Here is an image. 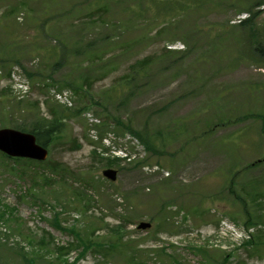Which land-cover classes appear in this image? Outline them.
<instances>
[{
  "label": "rangeland",
  "instance_id": "rangeland-1",
  "mask_svg": "<svg viewBox=\"0 0 264 264\" xmlns=\"http://www.w3.org/2000/svg\"><path fill=\"white\" fill-rule=\"evenodd\" d=\"M192 1L169 0L176 8L163 18V0L149 9L103 0L101 10L97 0H0V128L45 117L37 100L47 90L38 83L71 89L72 108L88 107L67 121L45 161L0 153V264H26L22 257L33 252L41 259L33 264H72L81 253L74 264H264V56L250 55L237 2ZM244 1L259 11L254 36L264 47V4H256L264 0ZM44 4L56 20L36 41L28 16ZM11 7L17 12L5 16ZM57 39L75 47L61 66L40 56L58 49ZM148 58L145 78L128 81L130 66ZM14 65L31 85L22 100L5 90L17 78L7 80ZM115 119L150 136L187 121L189 134L166 144L156 137L152 153ZM121 153L130 159L109 166L107 158ZM156 164L169 174L153 173ZM106 168L117 170L116 181L102 176ZM161 202L166 210L158 213ZM55 214L63 230L52 225ZM142 221L151 227L138 229ZM118 226L122 239L111 250ZM72 228L84 237L94 230L89 239L106 246L78 248ZM43 236L52 244L40 249ZM62 245L74 246L59 263L54 247Z\"/></svg>",
  "mask_w": 264,
  "mask_h": 264
},
{
  "label": "trees",
  "instance_id": "trees-1",
  "mask_svg": "<svg viewBox=\"0 0 264 264\" xmlns=\"http://www.w3.org/2000/svg\"><path fill=\"white\" fill-rule=\"evenodd\" d=\"M138 1H142V6L146 7L147 9H149L150 7L153 6V8L158 7L159 3L158 0H138ZM169 0H163L164 5L161 7L163 8L159 14H161V16L163 18H165V15L167 12H173L174 9L176 8V4L173 3H167ZM198 4H204V3H212L213 0H195L192 1L193 3L197 2ZM233 1V0H231ZM235 2H237L236 4H234V6H239L240 5V9L239 11L243 10L245 12L248 13V16L245 17L244 19H241L238 23L237 26L238 27H242L243 29H245L247 27V29L249 28L250 34L252 36L251 41H250V55L251 56H264V47L262 46L261 42L259 40L256 39V37L254 36V20L258 15L259 11H253V7L254 5L245 2L244 0H234ZM103 0H97L96 3H102ZM153 2V3H152ZM19 6L23 7V3L20 1H18ZM16 4V5H17ZM149 4V5H148ZM257 5L260 4H264V1H259L256 3ZM105 4L102 3V7H99V10L101 9H105ZM190 6V5H189ZM11 11L6 14L5 16L11 17L10 15L12 13H16V9L11 7L10 9ZM185 9H183L184 11ZM174 14V13H173ZM175 15V14H174ZM140 16V15H137ZM2 17V16H1ZM159 15L156 16L155 14V20H153L154 22H157ZM3 18V17H2ZM56 20V16H55V12L47 5L44 4L42 6V8L40 9V11L38 13H34L33 16H29L28 17V25L30 27H32V30L35 32L34 35V39L40 40L41 38L46 39V36L49 37L50 36V28L53 26L54 21ZM5 27H9L10 25H12V27L16 30V26L14 25L13 21H3L2 23ZM14 32V31H11ZM224 34L227 35V31L224 30ZM227 33V34H226ZM58 43V49L57 48H52V49H48L45 51V53H42L40 56L41 57H47V59H54V66H61L63 65L67 60L68 57L65 55V53L68 51V45L72 48H75L72 45V42L69 40L62 41L57 39L56 40ZM71 52L74 53V55L76 54L75 50H72ZM239 58H241L240 56H238ZM150 60L151 58L146 59L145 61L139 60L136 61L133 65L130 66V69L132 70L131 72H134V75H130V78L128 79V81H133V80H142L143 78H145V74L147 71V66L150 64ZM236 60V58H235ZM0 62H5V58L3 57V55L0 53ZM6 63V62H5ZM135 74L137 75V77L135 78ZM29 76V75H28ZM135 78V79H134ZM81 88V87H78ZM73 91L77 93L76 90ZM88 109V107H79V108H68V107H63V106H59V105H48V112H49V117H42V116H38L37 114H34V119H32L31 122L28 123V125H16L15 128L20 130V131H27L32 133L35 138H36V142L44 147H48L50 145V143H52V141L59 137L61 132L65 129L67 121L70 120V118L75 117L77 115H80L84 110ZM186 122L184 121V123L182 124V121L180 122L181 125L179 126V128H175L172 132H170L168 135V133H166L165 135H163V133L161 132H156L155 136H150L145 130H137L132 128L130 125L127 124V127L125 125L122 124V122L119 119H115V124L117 125H121L124 126V129H127L128 131H130L134 137H136L144 146L145 150L147 151H151L152 153L156 152V147L158 146V144L156 143L155 138L158 137L161 140L160 144H166L167 140H175L176 138H178V136H180L181 134H183L185 132V134H189L188 131L185 130L186 127ZM154 135V134H153ZM171 136L169 138H165L163 136ZM76 147H79V145L77 143H75ZM122 161L121 158L119 157H111V158H107V162L109 166H116L119 167L120 162ZM138 163V161H136ZM255 164V163H254ZM136 165V164H135ZM253 165V164H251ZM13 171H15L13 169ZM35 179L37 177H34ZM44 181H46L47 179L44 178ZM231 182V183H230ZM43 182L41 181V184ZM230 186L233 185L234 181H229ZM34 184L39 186L41 184H39V181H35L34 180ZM34 185V186H35ZM230 191H232V188H230ZM236 197H238L236 195ZM160 201H163V199H160ZM163 204L164 202L160 203V207L158 208V213H162L163 211H165L166 209L163 208ZM6 206V205H5ZM7 207V206H6ZM8 209V208H7ZM12 210V209H11ZM3 214L4 211L0 210ZM9 211V210H8ZM152 221L154 219H151ZM14 221H17L16 219ZM164 222V221H162ZM52 225H54L55 227L63 230V227L60 224V220L58 218V215L55 214L52 221H51ZM19 222L17 223V227H19ZM251 224L250 220L247 219L246 221V226ZM158 227H162L161 223L158 224ZM121 230H122V226H118V227H114L112 229V232L115 234V240L112 242H115L114 244H107L108 248L113 250V248H116L117 245H119L121 239H122V234H121ZM72 235H74L78 241V244L76 245L78 248L79 247H84L83 250L87 251L89 250L91 247H98L100 248H104L103 243H97V242H93L89 239V235L93 234L94 235V230L90 231V232H86L85 234L88 235V237H84V235H82V230H77L76 228H72L68 230ZM51 237V236H50ZM50 237L47 236H43L42 238L39 239V245H40V249L52 244V239ZM255 241V240H254ZM254 241L248 243V241L245 242V245L249 244V245H253ZM260 243V242H259ZM1 244V243H0ZM4 246H7L6 244H4ZM74 245H62V246H57L54 247V251L56 252V256H55V260L58 261L60 263V261L63 262L64 259V255L67 254L71 248ZM12 249H15L14 247H10ZM197 251H199L201 254H203L204 256H207V252L198 247L196 249ZM161 251H163V249H161ZM106 252H111V251H106ZM31 254H34V259H32ZM28 257L23 256V261L26 264H33L35 262V260L38 258L40 259L39 255H37V253L33 252L31 253ZM82 254V253H81ZM78 255V257H81L82 255ZM133 258L130 259V263L129 264H133L132 261ZM41 260V259H40ZM76 262V261H75ZM174 263L178 264V261L176 259L173 260ZM74 264V262L72 263ZM128 264V263H126ZM139 264V263H138ZM224 264V263H223Z\"/></svg>",
  "mask_w": 264,
  "mask_h": 264
},
{
  "label": "water",
  "instance_id": "water-1",
  "mask_svg": "<svg viewBox=\"0 0 264 264\" xmlns=\"http://www.w3.org/2000/svg\"><path fill=\"white\" fill-rule=\"evenodd\" d=\"M0 150L10 156H21L37 160H44L47 156V150L36 143L34 135L10 128L0 129ZM102 175L114 181L116 170L104 169ZM149 226L148 222H141L138 228L145 229Z\"/></svg>",
  "mask_w": 264,
  "mask_h": 264
}]
</instances>
